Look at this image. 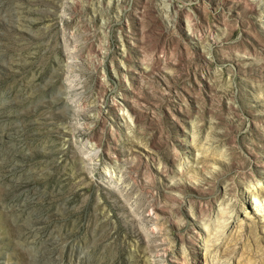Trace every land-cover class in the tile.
Wrapping results in <instances>:
<instances>
[{
	"label": "rangeland",
	"instance_id": "rangeland-1",
	"mask_svg": "<svg viewBox=\"0 0 264 264\" xmlns=\"http://www.w3.org/2000/svg\"><path fill=\"white\" fill-rule=\"evenodd\" d=\"M0 264H264V0H0Z\"/></svg>",
	"mask_w": 264,
	"mask_h": 264
}]
</instances>
